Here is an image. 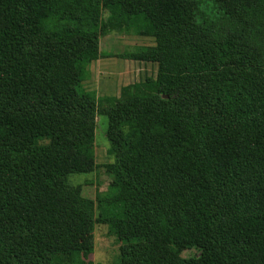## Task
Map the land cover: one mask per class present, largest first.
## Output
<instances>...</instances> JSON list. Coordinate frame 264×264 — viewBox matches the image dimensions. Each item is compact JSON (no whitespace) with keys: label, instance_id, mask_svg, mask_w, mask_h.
Instances as JSON below:
<instances>
[{"label":"trees","instance_id":"trees-1","mask_svg":"<svg viewBox=\"0 0 264 264\" xmlns=\"http://www.w3.org/2000/svg\"><path fill=\"white\" fill-rule=\"evenodd\" d=\"M110 29L157 71L108 98L92 199L69 176L95 168ZM98 222L110 264H264V0H0V264H90Z\"/></svg>","mask_w":264,"mask_h":264},{"label":"rangeland","instance_id":"rangeland-1","mask_svg":"<svg viewBox=\"0 0 264 264\" xmlns=\"http://www.w3.org/2000/svg\"><path fill=\"white\" fill-rule=\"evenodd\" d=\"M153 37L137 35L124 29H110L99 35V58L90 64V78L84 82L85 88L94 90L99 109L95 117L94 152L95 168L90 173L71 174L69 182L82 186L83 193L94 199L97 194L110 188V176L105 165L113 162L114 151L107 139L109 117L105 114L112 102L110 97H119L121 87L145 77L154 78L157 65L124 58L121 55L131 52L136 46L153 45ZM102 215L106 212L102 207ZM94 249L86 262L90 264H110L119 259V241L106 223L94 226ZM194 250L183 251V256L194 254Z\"/></svg>","mask_w":264,"mask_h":264}]
</instances>
